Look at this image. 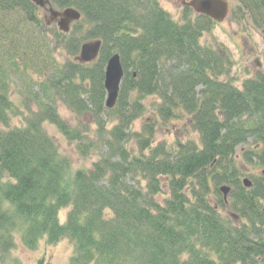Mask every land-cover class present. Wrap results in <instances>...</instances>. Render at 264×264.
Returning <instances> with one entry per match:
<instances>
[{"label":"trees","instance_id":"1","mask_svg":"<svg viewBox=\"0 0 264 264\" xmlns=\"http://www.w3.org/2000/svg\"><path fill=\"white\" fill-rule=\"evenodd\" d=\"M51 2L81 12L70 34L47 27L32 0H0V264H23L18 240L32 252L67 242V264H264V177L246 190L235 159L253 140L243 158L264 168V74L235 87L230 52L200 43L216 23L191 9L175 21L159 0ZM233 3L232 17L264 36V0ZM94 40L98 60L73 62ZM115 54L124 78L110 111ZM148 110L153 122L133 132ZM184 118L200 146L156 142L159 123ZM46 125L95 156L91 168L75 170ZM224 185L238 192V225L221 214Z\"/></svg>","mask_w":264,"mask_h":264},{"label":"rangeland","instance_id":"2","mask_svg":"<svg viewBox=\"0 0 264 264\" xmlns=\"http://www.w3.org/2000/svg\"><path fill=\"white\" fill-rule=\"evenodd\" d=\"M159 1L160 5L168 12L169 15L172 16L175 21H180L184 12V8L182 7V4H180L181 0ZM42 18H44L43 15ZM84 31L85 30H82V34ZM200 43L202 46H210L213 48L222 46L230 52L233 61V69L230 75L232 83L237 88H241L244 81L255 78L257 73L264 74V36L251 23H245L237 18H233L231 14L225 22L216 24L210 33H206ZM53 50L55 52L54 58L58 63L64 64L68 61L69 57L65 55L64 50L60 46L57 49L55 46H52V51ZM13 94L15 98L19 93L15 90ZM152 100L156 99L154 98ZM152 100L150 99V101L146 102V104H152ZM57 109L59 115H61L65 120L70 122L72 121L73 116L70 114V111L68 112L67 107L63 103L58 102ZM24 116H26L25 119H27L30 114H27L26 112ZM154 118L155 114L153 111L148 110L134 123L133 132L143 131L145 125L148 123L151 124ZM13 124L24 125L23 121L19 119H14ZM45 128L50 136L57 140L63 154L72 158L75 170H89L91 168L92 164L96 161L95 156L92 158H82V156L78 155L75 150V146L69 144L63 136H60L59 132L54 127L46 125ZM156 131L157 143L165 141L172 144L179 141L184 144L185 142L187 143L191 141L199 146L201 144L200 136L193 128L187 126V119L185 118L172 120V122L167 125L159 123ZM254 144L253 140H251L249 145H246L242 149H238L235 156L236 165L242 170L243 175L240 178L242 181L244 178H247L252 182H258L262 179V177H264V168L257 165L255 161L248 163L247 160L243 158L246 155L245 152H251L255 149V147H253ZM236 197H238V192L236 190L231 191L227 200V207L230 211H228V209L222 210L221 214L224 220H227L228 222L232 221V223L238 225L243 221H241V217L239 218L240 215L238 212L235 211L236 208L234 205L237 200ZM262 209H264V203H262ZM64 214L65 212L62 213V219ZM236 216L240 220L234 219ZM16 243L17 248L15 252H13L14 257L18 258L23 264H36V260L43 256L44 253L48 257V262H50V264H67V260H69L71 255V247L67 242H64L54 248L46 246L45 243H41L38 251L35 252L27 251L23 248L19 240Z\"/></svg>","mask_w":264,"mask_h":264},{"label":"water","instance_id":"3","mask_svg":"<svg viewBox=\"0 0 264 264\" xmlns=\"http://www.w3.org/2000/svg\"><path fill=\"white\" fill-rule=\"evenodd\" d=\"M32 1L37 8L44 11V21L47 27L56 24L58 31L63 34H69L72 25L79 23L82 20V14L77 9L66 8L63 11H58L53 7L51 0ZM180 4H182V7L184 8L191 9L194 14L205 16L217 23L224 22L229 17L231 10L230 0H181ZM101 47V41L84 43L81 46L80 54L75 58V61L80 64L94 63L98 60ZM123 78L124 70L121 57L120 55L115 54L109 59L105 73V89L107 92L106 107L110 111L114 109L117 104ZM243 184L247 189L253 187L252 181L247 178L243 180ZM230 191L229 187L221 188V192L224 194V201L228 200Z\"/></svg>","mask_w":264,"mask_h":264},{"label":"flooded vegetation","instance_id":"4","mask_svg":"<svg viewBox=\"0 0 264 264\" xmlns=\"http://www.w3.org/2000/svg\"><path fill=\"white\" fill-rule=\"evenodd\" d=\"M230 2H231V6H233V4H234V3H233V0H230Z\"/></svg>","mask_w":264,"mask_h":264}]
</instances>
